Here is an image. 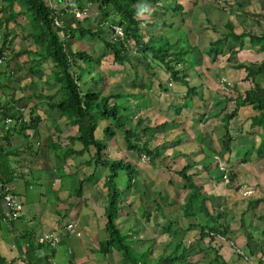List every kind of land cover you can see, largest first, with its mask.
Masks as SVG:
<instances>
[{
  "label": "trees",
  "instance_id": "obj_1",
  "mask_svg": "<svg viewBox=\"0 0 264 264\" xmlns=\"http://www.w3.org/2000/svg\"><path fill=\"white\" fill-rule=\"evenodd\" d=\"M147 1L153 3L154 8L143 6ZM2 3L0 33L3 42L0 52L7 53L6 62L10 57H17L25 52L24 49L15 52L11 47L16 34L10 26L13 22L19 25L21 30H27L28 36L24 38L31 37L36 46V49L26 51L34 54L31 57L32 75L39 77L40 80L46 77L52 82L50 85H58L57 91L49 94H44L47 90L44 86L38 87L40 91L32 92V98L37 99V103L32 106V112H27L23 108H14L12 112L5 109L4 114L6 116L10 114L7 117H12L15 120L13 124L19 125L21 131L32 129L34 135L32 149L34 148L37 154L42 147L54 148L56 168L67 178L74 174L66 173L64 170L68 159L72 156L81 157L88 168H94L93 171L87 169L84 171V177H80L79 180L78 192H81L84 186L97 185L99 179L97 171L99 168L103 170V186L106 192L100 185L99 189L105 197L107 237L99 241L100 251L106 255L119 252L121 264H227L223 243L230 240L236 243V240L230 237V223L223 224L219 221L222 217H226L223 210L214 207L213 209L217 210L210 211L208 201L212 195L203 191L202 186L196 182V172L191 173L188 166L175 170L169 165L167 149L172 145L171 139L154 144L157 133L168 134L167 125L170 126L171 123L164 121L157 125L150 123L142 125L141 118L138 119L139 122H134L135 116L143 108L150 106L147 95L150 91H145L141 83L136 85L135 82L133 83L135 88L127 92L121 89L122 86L117 82L109 83L110 86L115 84L110 88L108 82L112 73H109L110 70L102 69L103 63L107 61L119 66L131 65L135 71V78L138 79L143 73L132 61L137 56L135 52L138 51L143 57V61L138 64H143L145 72L150 73L152 67L149 68V65L152 59L158 60L168 71L172 79V81L169 79L170 84L173 82L184 84L187 87L186 96L195 94L197 87L191 85L187 73L189 67L186 64L189 56L198 54L201 57V49L193 39L194 33L191 35L185 30V33L182 32L183 35L177 36L179 34L171 35L168 31L156 33L152 30L154 27H171L176 24L178 15H183V5L179 0H58V4L55 0H2ZM142 7L147 11L141 15L139 10ZM77 13L82 14V17ZM116 25L122 27V36L118 34ZM106 28L111 32L110 36L106 34ZM182 30L177 29V31ZM215 30L220 33V28ZM145 35H148V39H144ZM228 35L232 40H240L242 46L246 43L245 37H248L250 44L258 51L264 50V31L255 33L244 30L240 33L231 31L212 40L207 54L214 58L218 56L222 51L221 45L226 42ZM95 37L99 38L101 48L104 47L99 53L96 49H89L91 42L96 45ZM79 40L88 46L73 47V43ZM183 43H186L187 47ZM235 66L245 68L248 77L264 74V60L239 62ZM46 70L49 72L47 73ZM81 70H87L89 77L83 78ZM142 78L143 82V75ZM169 82H160L162 86L160 87H168ZM149 88L151 89L152 85ZM59 95L62 96L58 97ZM146 98L148 101L145 100ZM248 101L260 110L259 115L253 118L254 125H262L264 130V87L256 83L254 89L246 91L245 97L238 101L237 106ZM44 106L46 110H50L51 121L57 133L50 134L42 142L40 139L42 116L38 109ZM175 108L176 114L180 113L181 107ZM28 114H30L29 120L21 121L24 116H29ZM60 119H65L67 126L74 131L68 134L65 144L61 143L60 136L63 129L59 123ZM171 122L178 121L173 118ZM103 132L110 137L108 140L105 139L107 142L103 140V136H100ZM116 136L122 137L128 152H121L122 150L118 149L121 151L117 152V155L110 154ZM227 137L226 145L230 148L232 137L229 135ZM263 147L264 133L258 154H264ZM2 148L0 146V181L10 183L14 179L15 170L8 156L4 154L5 151H1ZM140 157L143 161L148 160V164L143 165L145 163L143 161L139 164L136 159L139 160ZM216 159L221 172L219 178L225 184L219 163L226 161L220 156ZM155 167L164 168L169 174L177 173L183 184L176 183L172 177L168 179L167 184L157 183L153 177L158 173V169H153ZM80 169L77 168V171L79 172ZM235 175V171L231 169V178L235 179ZM231 185L239 186L235 183ZM177 188L186 190L183 199L180 198V189ZM131 196L134 197L133 200H129ZM253 202L263 206L259 217L264 223V196L256 198ZM130 203L140 211L139 213L148 223L154 222L156 228L161 227L162 232L166 231L172 239L167 238L162 241H157L156 237L145 239L141 235L143 227L136 224V217L122 215L124 207ZM176 203L182 213L179 218L171 217L166 212L167 208ZM246 215L247 210L242 215L243 224L250 219ZM160 216L166 217L164 223ZM124 218L128 223L126 230L122 227ZM181 230L187 233L199 230V236L195 240L196 245L187 243L184 239L185 235L177 240L174 239L179 231L182 233ZM262 232L264 233V227ZM134 233L135 237H133ZM245 234L250 236L247 230ZM216 235H221L227 240L217 243ZM136 243H142L144 247L141 244L136 246ZM50 246L55 247L51 244ZM237 252L242 262L249 263L250 256L256 255V248L252 241L246 240L244 243H239ZM233 261L234 264L239 263L238 260ZM31 262L53 264L52 259L28 263ZM259 264H263L262 259H259Z\"/></svg>",
  "mask_w": 264,
  "mask_h": 264
},
{
  "label": "crops",
  "instance_id": "obj_2",
  "mask_svg": "<svg viewBox=\"0 0 264 264\" xmlns=\"http://www.w3.org/2000/svg\"><path fill=\"white\" fill-rule=\"evenodd\" d=\"M196 1L190 0V3L194 4L192 7L186 4L184 0H179L183 5V15L180 14V16L183 20H190V23L186 25H191V33H194V35H191H193V39L196 40L198 47L201 49V57L198 54L193 56L197 62L195 69L198 76H192L190 69L188 71L191 77V85L197 87V92L186 96V86L183 85L181 88L175 87L176 84L173 87L172 84L169 86L172 79H170L168 71L164 68L157 69V72L154 73L155 78L161 72L165 76L163 78L164 83L169 82V79L171 80L168 83V87L161 88L160 83L157 85L163 93L166 92V94L171 96L170 101L165 104L160 103L158 109L176 112L175 107L180 106L181 108L180 113H174L172 117L178 122H171L170 126H167L168 134L157 133L158 136L156 138L171 139L172 145L167 149V162L175 170H181L188 166L191 173L193 171L196 172L195 179L197 183L202 186L203 191L212 195L209 197L211 199L208 202H213L218 198L221 199L220 197L223 196L222 192L228 189L221 178H219L221 172L218 169L217 156L225 160L231 169L235 171V182L237 185L240 183L241 187H244L245 184L256 183L255 185H250L255 187V189H249L258 192L261 194L259 197H262L264 193L262 194L260 188L264 190V185L260 182L261 180L264 181V177H262V173L264 174V154H261L262 156H254V159H263V161H258L260 170L255 167L254 159H247L244 156L252 150L253 141H256L257 154L259 153L258 149L264 130L260 125H254L253 118L259 115L260 110L256 109L249 101L238 106L237 104L241 98L245 97L247 90L255 88L256 83L264 87V74L248 77V71L245 68H237L235 65L239 62H248L247 60L249 62L255 61L250 59V55L256 58L262 52V55H264V50L258 51L250 42L247 43L248 41H245V45L242 46L240 40H235L236 42L240 41V45L235 46L234 40L229 35L226 42L221 45V53L216 57H225L226 55L229 56V53H233L232 56H234L235 60H228L232 57L228 58L227 56L225 61H218L216 57L215 59L208 55L207 50L211 46V41L223 34L231 31L240 33L241 30L238 29L239 23H247L243 22L247 19L257 22L263 21L264 14L260 16L257 14L262 13L259 10L264 11V0H209L205 4L201 2L196 4L199 9L194 8ZM55 3L58 4V0H55ZM148 4L146 6L154 8L153 3L152 5ZM189 11L190 13L187 14ZM200 11L201 13H199ZM247 12L251 14H247ZM250 15L253 17H248ZM224 20H226L225 23L223 22ZM177 22L174 24V26L176 25L175 27H165L169 28L165 31L170 32L169 34L171 35H177V29L180 30ZM216 28H220V33L215 30ZM212 31L217 33L214 34ZM195 33L197 34V39H195ZM232 43L234 47L231 52L225 53L223 49L231 48ZM13 46L12 44L11 47L13 48ZM30 47L28 48L30 49ZM17 50L20 52L23 49ZM17 50L15 52H18ZM24 50L25 52H22L17 57H10L0 67V146L3 147L1 151H5L4 154L8 156L15 170L14 179L10 184L23 203V210L20 214L17 217H12L5 201L0 197V264H28L30 261H47V259H52L53 264H94L91 261L93 260V253L88 252L89 250L93 252L94 249L87 242L89 239L87 231H83L79 223L73 222L75 220L71 219V217L66 219V215L71 213L74 205L69 211L68 196L70 192H66V184L64 183L67 177L56 168L54 148L42 147L37 154L34 148L32 149V137L34 136L32 129L21 131L19 125H6L5 123V118L10 115L7 114L6 116L4 114L5 109L6 111L9 110L8 112H12L14 108H23L27 112H32V106L37 103V99L32 98V52H26L28 49ZM24 56L27 59L21 60ZM212 60H215L214 63ZM262 60H264V56L257 61ZM13 62L15 63L12 64ZM110 64L112 63L110 62ZM221 75L228 77L233 84L227 86V84L221 83ZM129 85L133 84L127 81L125 87ZM151 91L152 88L149 93L153 95L154 93ZM181 97H186L185 100L189 104H181L179 102ZM38 112L42 116V121L40 122L42 135L40 139L43 142L50 134L57 132L55 127L51 129L46 125V122H50L53 125L50 110H46L44 106L38 109ZM60 120L65 121V119ZM159 122L162 123L164 121ZM150 124L153 125L152 123ZM68 130L66 134L64 131L61 132L62 144L67 142L68 134L74 133L70 127ZM227 135L232 137L230 148L226 145ZM159 143L161 142H157V144ZM53 165H55L58 172L55 173L57 176L54 175ZM66 169L67 165L64 170ZM153 169L157 170L158 168L155 167ZM160 172L169 174L164 171V168H159L157 175L153 177L156 178ZM170 174H173L171 177L176 183L183 184L181 177L177 173ZM255 178H260V180L255 181ZM57 179L59 180L58 182ZM99 185L100 183L98 182L95 186L84 187H87L89 192L92 188L95 190L96 186L99 189ZM177 189H180V198L183 199L186 190ZM89 193L92 194V192ZM64 194L68 196L64 197ZM231 194V192L228 193V195ZM95 199L98 198L95 197ZM175 205L178 204L176 203ZM215 207L222 210L220 207ZM69 222L75 223L76 227L80 228L81 235H76L75 232L66 229V225ZM245 222L248 221L246 220ZM242 226L245 225L242 224ZM242 226L240 223V227ZM236 230H239L238 233L236 232L239 235V239L242 238L240 228ZM45 232H53L59 235L60 240L55 247H51L48 242L43 241L42 237ZM238 235L232 238L236 240ZM97 253H101V251L99 250Z\"/></svg>",
  "mask_w": 264,
  "mask_h": 264
},
{
  "label": "rangeland",
  "instance_id": "obj_3",
  "mask_svg": "<svg viewBox=\"0 0 264 264\" xmlns=\"http://www.w3.org/2000/svg\"><path fill=\"white\" fill-rule=\"evenodd\" d=\"M180 1H183V0H180ZM208 1L209 0H197L194 8L199 9V7H197L198 5H196V4H200L199 2L205 4ZM184 2L186 4L191 5L192 7L194 5V4L190 3V0H184ZM0 3H1L0 5H3L2 0H0ZM147 3H149L148 5H152L151 2L147 1L146 3H143V6L147 7L146 6ZM233 9H234V7H233ZM234 10H236V9H234ZM259 11L262 13L257 14L258 16L264 14V11H261V10H259ZM250 12L252 13V11H250ZM189 13H190V11L187 12V14H189ZM199 13H201V11ZM251 13L247 12V14H251ZM79 17H82V14ZM248 17H253V16L250 15ZM177 21H178L177 23L179 26L178 28L183 29L182 31H176L177 34H179L177 36L183 35L182 32L185 33V29L189 30L188 32L191 34V30H190V29H192L191 25H186L187 23L188 24L190 23V20H188V19L183 20V18L180 15H178ZM185 21H187V22H185ZM223 22L225 23L226 20H224ZM243 22H247V23H243V24L239 23L238 29L241 30V32L245 30V31H251V32H255V33H262L264 31V20L261 22H257V21L252 20V19H247ZM19 23L21 24V22H19ZM10 26L16 32V34L14 36V40H13V45H14L13 49L14 50L21 49V48L22 49H29L28 47H30V46L32 47V48L30 47V50L36 49V46L34 45L31 37H29L28 40L27 39L25 40V38L23 37V35L24 36L27 35V30H25L26 32L24 30H21L20 26L17 25L16 23H13V22L10 23ZM184 27H185V29H184ZM148 29H152V28L148 27ZM167 29H169V28H165V27L155 28L154 27L152 30H154V32H156V33H161L162 31H165ZM144 32H145V30H144ZM110 33L111 32H109V29L106 28V34L110 36L111 35ZM212 33L216 34L217 32L212 31ZM197 38H198L197 34L195 33V39H197ZM94 39H95L94 41H96L95 42L96 45L94 46V44L91 41H89V42H91L89 49L90 50L96 49V51L99 53L101 51V49L104 47L101 48V44L99 43V38L95 37ZM144 39H148V35H145ZM245 40L248 41L247 43H249L248 37ZM195 42H196V40H195ZM234 42H235V46L240 45V41L236 42L234 40L233 43ZM233 43L231 45V48L223 49L225 53L231 52L232 48L234 47ZM183 45H185L187 47L186 43H183ZM84 46H88V45L84 44V42L82 40L81 41L80 40L75 41L73 43V47H75V48H83ZM262 53L260 55H257L256 58L253 55H250V59L255 60V61H257L258 59H262V56H264V55H262ZM135 54L140 58H137V56H136L135 58L132 59V61L134 64L138 65L139 71H141V73H143V74H140L139 78L136 79L135 78V71L133 70L132 66L127 65L129 63L126 64L127 66H125V65L118 66L116 64H110V62L107 61V62L103 63L102 69H104L106 71L110 70L109 73H113L109 78L108 85H109V83H116L117 82L122 86L121 89H124L126 92L129 91V89L131 90L132 88H135L133 85H129L128 87H125V85H127V81L130 84H133V82H135L136 85L141 83L143 85L144 90L147 92H149L151 90L149 88V86L152 85V91L151 92H153L155 95L154 94L152 95L151 93H147V95L149 96L148 98L150 101V106H148V108H143V110H141L138 113V115L135 116L133 121L134 122L138 121V119L141 118L142 119V125H146L147 123H152L153 125H157L160 123L159 121H165V120H167V121H169V123H171L170 120L172 119L174 113L176 114V112H172V110H170V112H169V111L158 109L159 108L158 105L160 103H164V104L168 103L170 101V97H171V96H169V94H166V92L163 93V91L157 87L158 83L164 81L163 80V78L165 77L164 73L160 72V74L157 78L154 77V73L156 72L155 70L160 69V68H164L163 63L158 61V60L152 59L151 64L149 65V68L152 67V69H150V73H149V71L145 72L143 64L142 63L138 64V62L143 61V57H141V53L136 51ZM232 54L233 53H229V56L226 55L225 57H227V56H228V58L232 57L231 59H228V60H232V59L235 60V58H234V56H232ZM32 55H34V54H32ZM192 57L193 56L188 57V62H186V64L188 65V67L191 71V75L192 76L193 75L198 76L197 71L195 69L197 66V64H196L197 62H196V59L194 57L193 58ZM225 57L221 56L219 58L218 57H216V58L218 61L219 60L225 61L226 60ZM26 59H27L26 56L21 58V60H26ZM214 61L215 60H212L213 63H214ZM247 61L249 62V60H247ZM255 61H252V62H255ZM15 62H13L12 64H14ZM188 71H187V73H188ZM46 72L48 73L49 70H46ZM81 72L83 73V78L86 79L87 77H89L87 70H81ZM142 75L144 76L143 82H142V80H143ZM221 76H220V82L222 80H227V81L230 80L226 76H222V77ZM151 77H152L153 81L150 80ZM133 79H134V81H133ZM50 84H52V82L49 81L46 77H43L40 80L39 77L32 75V92L40 91V89L38 87H41V86H44L47 89L44 94H47V93L49 94L51 92L57 91L58 85L56 84L55 86H52ZM123 84H125V85H123ZM171 84L169 86H171ZM49 85H50V87H49ZM114 85L113 86L109 85V87L113 88ZM142 85H141V87H142ZM173 85H174V82L172 84V87H173ZM183 85L184 84L176 83L175 87L181 88V87H183ZM136 89H138V88H136ZM61 94L65 95V93H61ZM56 95H57V93H56ZM62 95H59L58 97H61ZM185 99H186V97H181V98H179V102L181 104H186V105L189 104V102H187ZM145 100L148 101L147 98ZM160 107H162V106H160ZM28 115H29L28 117L30 118V114H28ZM59 123H60V126L62 127L63 131L65 132V134L68 133L69 127L67 126V123L64 120H60ZM46 125H48L51 129H53V127H54L50 122H46ZM257 125H259V124H257ZM167 126H169V124ZM260 126L263 127L262 125H260ZM100 136L104 137L103 138L104 141H106L110 138L104 132L100 133ZM163 140H164V138H156V139H154V144H157V142H162ZM112 145L113 146H111V149H110L111 155H117V152H120L121 150H122L121 152H128V150L126 151V149H125L124 140L122 139L121 136L114 137ZM256 147H257V143H256V141H253L252 146H251L252 150L247 152L249 154L244 155L245 158L254 159V156H262L260 154L259 155L257 154ZM118 149H121V150L119 151ZM252 152H255V153H252ZM258 152H259V149H258ZM142 159L143 158L140 157L139 160L136 159V161H138L139 164H142V161H143ZM258 161H263V159L260 160L259 158H255L253 160V162L256 164L255 167L258 170H260V165H259ZM143 163H144L143 165H147L148 160L144 159ZM77 168H81L79 172L77 171ZM53 169L55 170L54 175H55V173H58L56 168H55V165H53ZM86 169L93 171L94 168L93 167L88 168V165L85 163V160L79 156H77V157L72 156L68 159L67 169L65 170V172L71 173V174L74 173V174L70 175L64 181V183L66 184V189H65V190H67L66 192H68V193L70 192L69 196L67 194H64V197L68 196L69 211L71 210V207H73V205H74V208L72 209L71 213L66 215V219H69V217H71V219L75 220L73 222H75L76 224H77V222L79 223V226H80V228L83 229V231H87V233L89 235V239L87 242H89L90 247H92L94 249L93 252L90 250L88 252L93 253L92 254L93 260H91V261H93L94 264H121V260H120L121 254L119 252L115 251V252H112L108 255H106L105 253L101 254L102 252L97 253L100 250L99 249V241L107 236V233L105 231L106 217L104 215L105 197H104V193L101 192L100 189L97 188V186H96L95 190L92 188V190L89 191V192H92V194H90L87 191V187H84L81 190V193L78 192L79 188H80L79 187L80 186V183H79L80 177H84V175H85L84 171ZM97 175L99 178L98 182L100 183V186L103 187L102 189H104V192H106V190L103 186V183H104V176H103L104 172H103V170L99 168L97 171ZM171 175H173V174H167L164 172H160V174L155 178V181L159 184H167L168 178L171 177ZM262 175H263L262 177H264L263 173H262ZM55 176H57V175H55ZM197 177H198V179H200L199 176H197ZM58 179H57V182L59 181ZM259 180H260V178H255V181H259ZM196 182H197V180H196ZM231 182L236 184L235 179L232 180V178H231ZM260 183H263V185H264L263 180H261ZM86 184L87 183H85V185ZM255 184L256 183H253L250 185H255ZM250 185L245 184L244 187H241L240 183H239V186H234V185H231V183H230L227 186L228 189L225 188V189H227V190H225L227 193L225 194V191L222 192L223 196L220 197L221 199L218 198L217 200H214L213 202H208V207H209L210 211H216L217 209H215V210L213 209L215 206L220 207L223 210L224 215L226 217H222V220L220 219L219 221L223 224L226 222L230 223V226H231L230 227V229H231L230 237H235L236 235H238L237 233L239 232V230H236L237 228H240V231H241L242 238L239 239V235H238L236 237V243L233 242L232 245L229 241L224 242L227 239L223 240L220 236L216 235V240L218 241L217 243H219L220 241L224 242L223 243V249L225 248L224 251H225V255L227 257L226 260L228 261L227 264H234L233 260H238V262H239L238 264H259V259H262V262L264 264V248H262L263 243H264V233L262 232V229L264 227V223L260 220V217H259V215L262 213V206L259 205L257 202H253L261 194H259L256 191H253V189H249V188L255 189V187L250 186ZM263 188H264V186H263ZM260 189L262 190V194H263L264 190L262 188H260ZM246 191H250V192H246ZM229 192H231L232 194L228 195ZM94 196L97 197L98 199H95ZM263 196H264V194H263ZM133 199H134L133 196L129 197V200H133ZM124 208H125L124 211H122L123 217H129V216L136 217V220H137L136 224L137 225L140 224L143 227V232L141 233V235L145 239L146 238L149 239V238H153V237H156L157 241H160V240L162 241V240H165L167 238L172 239L170 234L166 233V231L163 230V232H162L161 227L159 229L156 228L157 225H154V222H153V224L148 223L146 221V218L139 213L140 211H138L134 207L133 204H131V203L127 204ZM246 210H247L246 216L249 217L250 219L247 220L248 222H245V224H244L245 226H242V224H243L242 223V215H243V212ZM166 212L168 213L169 216L174 217V218H179L182 216V213H181V211L177 205L167 208ZM159 218L161 219L162 223H164L166 220L165 219L166 217H163V216H160ZM128 221H129V218H128ZM186 221H188V219H186ZM250 221L252 222V224H249V223H251ZM240 223H241L242 227H240ZM122 225H123L122 227L124 229L127 228V226H128V223L126 222L125 218L123 219ZM80 228L78 226L76 227V232H75L76 235L77 234L81 235ZM245 230L249 231L250 236H247L245 234ZM183 235H185L184 239L187 243H190V244L194 243L196 245L197 242L195 240H196L197 236H199V230L191 231V233L190 232L187 233L184 230L182 231V233H180V231H179L177 233V236H175L174 239L177 240L180 237H182ZM133 237H135V233L133 234ZM246 240L252 241L255 248H256V252H255L256 255L255 256L249 255L250 256V260H249L250 262L249 263L248 262L247 263L242 262L239 259V254L237 252V246L239 245V243H244ZM140 244L143 246L142 243H136L135 245L140 246ZM199 245H200V243H199ZM246 253L249 254V252H246Z\"/></svg>",
  "mask_w": 264,
  "mask_h": 264
},
{
  "label": "built area",
  "instance_id": "obj_4",
  "mask_svg": "<svg viewBox=\"0 0 264 264\" xmlns=\"http://www.w3.org/2000/svg\"><path fill=\"white\" fill-rule=\"evenodd\" d=\"M77 15H80V13H77ZM116 30L118 32L119 35H123V29L122 27H120L119 25H116ZM3 42V36L0 33V46ZM7 59V53L5 51L0 52V67L2 65H4V63L6 62ZM28 121L29 118L28 116H24L21 121ZM15 122V120L12 117H7L5 118V123L6 125H10L13 124ZM220 169L223 171V177H224V182L225 184L230 183L231 182V177H230V168L228 167V165L226 163H222L220 162ZM246 192H250V191H246ZM0 197L5 201L9 211H10V215L12 217H17L20 212L23 210V203L20 200V198L18 197V195L16 194V192L13 190V187L10 183H4L0 181ZM66 229L71 231V232H76V225L73 222H69L66 225ZM81 233V232H80ZM220 236L223 240H225L226 238ZM43 241L45 242H49L52 246H55L59 240L60 237L58 234H55L53 232H45L43 234ZM230 243L232 245L233 241L230 240ZM28 264H36L34 262L28 263ZM39 264H48V263H39Z\"/></svg>",
  "mask_w": 264,
  "mask_h": 264
},
{
  "label": "clouds",
  "instance_id": "obj_5",
  "mask_svg": "<svg viewBox=\"0 0 264 264\" xmlns=\"http://www.w3.org/2000/svg\"><path fill=\"white\" fill-rule=\"evenodd\" d=\"M145 11H147L146 8L142 7L140 10H139V14H143ZM226 82L227 86H231L233 84V82L231 80L227 81V80H222L221 83H224ZM226 164L228 165V163L226 162ZM228 167L230 168V177H231V167L228 165ZM233 180V179H232ZM230 183H233V182H230Z\"/></svg>",
  "mask_w": 264,
  "mask_h": 264
}]
</instances>
